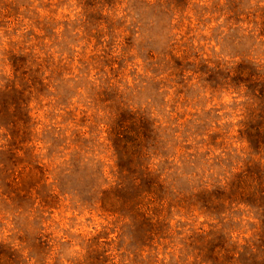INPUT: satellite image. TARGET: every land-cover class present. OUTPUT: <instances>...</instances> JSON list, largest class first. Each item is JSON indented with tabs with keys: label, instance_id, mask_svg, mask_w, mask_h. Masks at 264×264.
<instances>
[{
	"label": "rangeland",
	"instance_id": "1",
	"mask_svg": "<svg viewBox=\"0 0 264 264\" xmlns=\"http://www.w3.org/2000/svg\"><path fill=\"white\" fill-rule=\"evenodd\" d=\"M84 3L0 0V89L17 76L32 124L25 147L0 164V242L19 248L25 264H208L210 238L203 235L214 220L199 205L180 202L166 236L141 238L92 208L74 155L94 157L103 179L111 178L106 129L124 108L160 126L172 155L168 183L176 188L241 171L248 158L264 163V150L252 152L240 137L247 120L254 130L264 121L232 69L242 62L249 74H264V0ZM14 64L24 74H14ZM0 96L1 109L13 100L5 91ZM48 125L66 135L78 130L89 149L74 153L59 139L44 145ZM88 164L79 172H91ZM16 175L44 181L42 194L53 197L36 204L41 212L28 210L30 195L14 184ZM245 214L237 210L225 223L239 242L254 230Z\"/></svg>",
	"mask_w": 264,
	"mask_h": 264
},
{
	"label": "trees",
	"instance_id": "2",
	"mask_svg": "<svg viewBox=\"0 0 264 264\" xmlns=\"http://www.w3.org/2000/svg\"><path fill=\"white\" fill-rule=\"evenodd\" d=\"M117 1L85 0L84 6L108 8ZM6 55L13 56L10 52H6ZM21 67L19 64H14V74H24V69ZM232 69L235 84L237 87L240 84L246 87L247 95L256 102L258 118L264 121V74H249L247 66L242 62ZM14 78L11 85L0 89V95L4 91L13 95V100L5 104L3 109L0 108V115L3 116L0 129L4 130L2 134L6 141L0 143V164L11 160L16 156L17 151L25 147V136L32 129L28 116L29 109L20 99V96H23L20 83L16 75ZM115 116L106 129L107 146L111 149L113 157L111 178L103 179L94 157H86L84 154L74 155L78 162L76 176L88 186L92 208L105 216L112 217L115 222L126 224L133 233L140 234L141 238L148 239L154 235L166 236L170 228L169 222L175 214L171 210L179 207L180 202L188 200L190 204L199 205L198 209L204 216L214 220L203 235L210 238L203 256L206 263L264 264L263 158L260 160L248 158L241 171H233L234 173L222 177L220 174H211L208 183L191 185L190 189L182 190L168 183L169 174L173 169L172 155L162 141L160 126L137 110L123 108ZM250 121L255 120L250 118ZM247 123L249 124L248 120ZM247 123L239 131L240 137L246 141L252 152L259 153L264 150V128L258 126L254 130ZM44 133L50 135L42 138L44 145L49 143V139L53 141L59 139L66 143L63 148L71 146V151L74 153H80L81 146L89 149L86 143H82L81 137H78L76 129L66 135L61 127L48 125ZM79 141H81L80 146ZM59 143L57 146H61L62 143ZM85 162L89 163L91 172L86 169L79 172L81 164ZM18 173L20 174V171ZM25 178H28V175ZM13 182L21 183V186L24 184L23 191L26 195H30L24 198H29L32 203L28 206L29 211L36 209L41 212L38 204L40 202L47 204L53 197L51 194H42L44 181L25 183L20 175H16L13 177ZM237 210L245 211L246 219L251 217L254 220L251 223L253 232L242 242L233 239L230 228L225 226V223L235 216ZM211 237L218 239L219 242L215 245L210 244ZM18 249L8 243L0 242V264H25ZM213 249H215L214 253L211 252ZM210 253L215 257L210 256Z\"/></svg>",
	"mask_w": 264,
	"mask_h": 264
}]
</instances>
